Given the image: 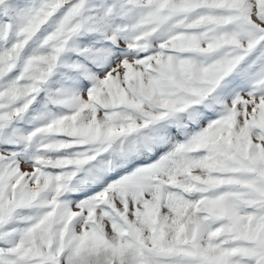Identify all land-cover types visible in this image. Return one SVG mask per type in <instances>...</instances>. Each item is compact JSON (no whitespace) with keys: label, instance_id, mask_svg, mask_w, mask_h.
Wrapping results in <instances>:
<instances>
[{"label":"snow or ice","instance_id":"snow-or-ice-1","mask_svg":"<svg viewBox=\"0 0 264 264\" xmlns=\"http://www.w3.org/2000/svg\"><path fill=\"white\" fill-rule=\"evenodd\" d=\"M0 264H264V0H0Z\"/></svg>","mask_w":264,"mask_h":264}]
</instances>
